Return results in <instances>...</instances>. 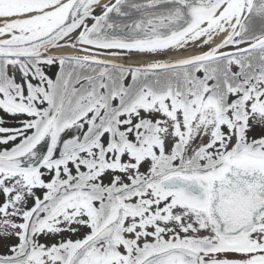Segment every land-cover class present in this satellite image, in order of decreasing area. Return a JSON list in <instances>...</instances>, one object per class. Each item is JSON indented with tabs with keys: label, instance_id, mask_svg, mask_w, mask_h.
Listing matches in <instances>:
<instances>
[{
	"label": "snow or ice",
	"instance_id": "6c2138e0",
	"mask_svg": "<svg viewBox=\"0 0 264 264\" xmlns=\"http://www.w3.org/2000/svg\"><path fill=\"white\" fill-rule=\"evenodd\" d=\"M0 264H264V0H0Z\"/></svg>",
	"mask_w": 264,
	"mask_h": 264
}]
</instances>
